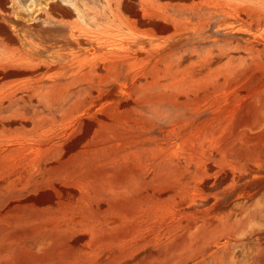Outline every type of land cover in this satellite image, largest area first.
<instances>
[{
  "label": "rangeland",
  "instance_id": "1",
  "mask_svg": "<svg viewBox=\"0 0 264 264\" xmlns=\"http://www.w3.org/2000/svg\"><path fill=\"white\" fill-rule=\"evenodd\" d=\"M0 264H264V0H0Z\"/></svg>",
  "mask_w": 264,
  "mask_h": 264
},
{
  "label": "clouds",
  "instance_id": "2",
  "mask_svg": "<svg viewBox=\"0 0 264 264\" xmlns=\"http://www.w3.org/2000/svg\"><path fill=\"white\" fill-rule=\"evenodd\" d=\"M146 115L148 119L155 120L157 123L162 125H168L174 120L181 118L183 116V112L182 110H174L172 108L165 111H159L150 107Z\"/></svg>",
  "mask_w": 264,
  "mask_h": 264
}]
</instances>
